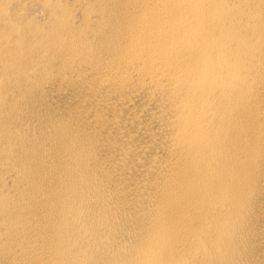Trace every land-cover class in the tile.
Wrapping results in <instances>:
<instances>
[{
  "label": "bare ground",
  "instance_id": "6f19581e",
  "mask_svg": "<svg viewBox=\"0 0 264 264\" xmlns=\"http://www.w3.org/2000/svg\"><path fill=\"white\" fill-rule=\"evenodd\" d=\"M0 264H264V0H0Z\"/></svg>",
  "mask_w": 264,
  "mask_h": 264
}]
</instances>
